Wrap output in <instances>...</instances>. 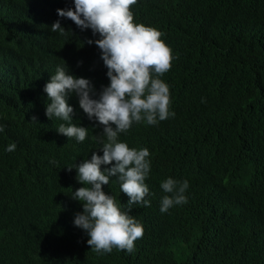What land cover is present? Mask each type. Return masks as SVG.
I'll return each mask as SVG.
<instances>
[{
  "label": "trees",
  "instance_id": "1",
  "mask_svg": "<svg viewBox=\"0 0 264 264\" xmlns=\"http://www.w3.org/2000/svg\"><path fill=\"white\" fill-rule=\"evenodd\" d=\"M49 4L0 0V248L32 242L44 262L61 251L76 264H264V0H175L165 18L169 31L145 0L133 6L139 19L163 29L177 57L160 77L178 119L167 152L191 151L205 197L220 210L194 218L154 255L145 240L131 253L97 254L74 224L83 202L72 196L84 185L68 167L86 139L57 132L68 122L46 116L44 87L63 67L100 88L107 68L81 35L45 27ZM70 95L71 123L82 126L77 94ZM162 126L139 129L159 133ZM202 131L205 144L192 156ZM13 143L15 150L7 151ZM178 208L136 211L154 233Z\"/></svg>",
  "mask_w": 264,
  "mask_h": 264
},
{
  "label": "clouds",
  "instance_id": "2",
  "mask_svg": "<svg viewBox=\"0 0 264 264\" xmlns=\"http://www.w3.org/2000/svg\"><path fill=\"white\" fill-rule=\"evenodd\" d=\"M49 1L52 20L43 21L45 27L61 35H67L66 31L81 35L83 44L107 68V79L100 88L63 67L56 69L44 87L46 102H50L46 116L68 122L61 123L57 132L80 142L86 139L84 152L68 167L84 185L72 196L83 202V212L75 215L74 224L86 231L87 244L97 254L111 253L114 248L131 253L143 240L153 255L159 253L161 244L190 227L194 218L206 219L220 212L205 197L198 169L191 165V151L167 152L168 141L176 143L173 134L179 132L178 119L174 118L170 87L160 77L177 57L162 39L163 29L137 17L133 6L139 0ZM145 1L162 18L167 31L171 30L165 18L174 10L175 0ZM71 93L77 94L75 112L82 126L71 123ZM157 124L163 125L159 133L139 129ZM4 130L0 124V132ZM205 134L202 131L193 140L192 156L203 148ZM15 148L13 143L6 150ZM150 206L161 214L179 208L149 233L136 209ZM0 264L76 263L61 251L44 262L32 242L23 241L0 248Z\"/></svg>",
  "mask_w": 264,
  "mask_h": 264
},
{
  "label": "bare ground",
  "instance_id": "3",
  "mask_svg": "<svg viewBox=\"0 0 264 264\" xmlns=\"http://www.w3.org/2000/svg\"><path fill=\"white\" fill-rule=\"evenodd\" d=\"M35 2V1H34ZM39 3V2H38ZM35 5V4H34ZM28 9V8H27ZM28 10H30V9H28ZM25 11V10H24ZM16 17V16H15ZM37 24V23H36ZM34 25V24H33ZM13 26V25H12ZM25 26V25H24ZM45 28V27H44ZM34 35V34H33ZM44 35V34H43ZM35 37V36H34ZM47 39V38H46ZM48 42V41H47ZM52 43V42H51ZM54 43V42H53ZM52 43V44H53ZM49 44V43H48ZM53 46H54V44H53ZM66 52V51H65ZM64 54V53H63ZM67 55V54H66ZM64 56V55H63ZM61 57V56H60ZM52 66V65H51ZM53 67V66H52ZM155 262V261H154Z\"/></svg>",
  "mask_w": 264,
  "mask_h": 264
}]
</instances>
